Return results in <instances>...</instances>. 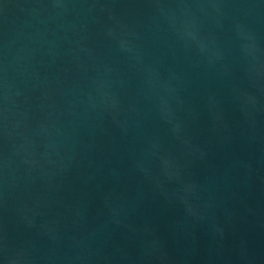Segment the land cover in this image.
Returning <instances> with one entry per match:
<instances>
[{
    "label": "water",
    "instance_id": "1",
    "mask_svg": "<svg viewBox=\"0 0 264 264\" xmlns=\"http://www.w3.org/2000/svg\"><path fill=\"white\" fill-rule=\"evenodd\" d=\"M0 264H264V0H0Z\"/></svg>",
    "mask_w": 264,
    "mask_h": 264
}]
</instances>
